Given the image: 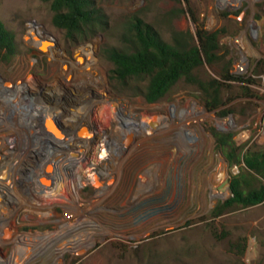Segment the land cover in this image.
<instances>
[{"label": "rangeland", "instance_id": "obj_1", "mask_svg": "<svg viewBox=\"0 0 264 264\" xmlns=\"http://www.w3.org/2000/svg\"><path fill=\"white\" fill-rule=\"evenodd\" d=\"M95 2L106 28L80 41L52 24L48 2L0 0V20L15 41V53L0 59V80L30 87L28 94L40 99L30 104L40 129L32 136L0 122L6 134L0 136V163L5 164L0 182L18 203L9 210L0 196V209L9 211L0 217V264H264V201L213 215L214 207L230 197L229 180L243 164L230 165L210 132L232 133L243 151L264 148V0ZM133 14L165 41L182 32L197 44L198 28L217 32L214 62L203 58L195 76L206 82L227 68L253 82L225 84L222 105L211 111L198 84L183 79L159 101L146 102L143 80H112L111 66L99 51L119 44ZM28 23L52 50L30 43ZM63 84L68 93L61 99L74 117L39 93ZM247 90L252 97L243 95ZM72 139L91 142L92 148L85 155L73 147L69 150L79 155L69 158L68 150L55 144ZM35 148L40 154L34 167L18 171L21 163L12 159L24 160ZM103 149L106 158L99 157ZM58 156L84 173L69 175L71 188L55 172ZM38 183L59 192L32 204L27 193ZM15 216L17 226L7 232ZM243 242L240 254L236 244Z\"/></svg>", "mask_w": 264, "mask_h": 264}, {"label": "trees", "instance_id": "obj_2", "mask_svg": "<svg viewBox=\"0 0 264 264\" xmlns=\"http://www.w3.org/2000/svg\"><path fill=\"white\" fill-rule=\"evenodd\" d=\"M48 2L52 11V24L63 30L68 39L86 41L106 28V21L95 0H41ZM218 33L198 28L197 44H192L186 34L176 32L172 41H165L141 17L133 14L123 25L118 45H104L100 56L110 64L112 80L124 84L131 79L143 80L141 95L148 103L162 99L179 80L195 81L201 91L204 107L214 110L222 105L221 89L230 81L252 83V79L233 76L229 70L219 71V78L199 80L195 70L203 63L213 64L219 49ZM15 53L13 33L0 20V59ZM243 95L252 97L249 90ZM210 132L215 147L230 165H241L240 171L229 180L230 197L213 209L219 215L231 208H244L264 201V148L249 147L245 151L237 146L232 133ZM239 253L245 242L236 244Z\"/></svg>", "mask_w": 264, "mask_h": 264}, {"label": "bare ground", "instance_id": "obj_3", "mask_svg": "<svg viewBox=\"0 0 264 264\" xmlns=\"http://www.w3.org/2000/svg\"><path fill=\"white\" fill-rule=\"evenodd\" d=\"M35 28L36 27L33 24L28 23V34L32 38L30 43L36 42L39 45H41L45 50H52V47L47 40H44L43 38L36 35V33H35L36 29ZM63 87L64 88H62V86L55 85L51 88H45V89L39 90V93L40 92L47 93L46 98H48V100L51 102V104H54L55 106L56 105L57 106H63L64 108H66L67 112L69 113L68 117H74L75 116L74 110L70 109L69 107H67V105L65 103L62 102V99H63L62 96L68 93L67 85L63 84ZM28 92H30V87L15 86V85H12L8 82H2L0 80V122H1V124L7 123L8 125H10L12 130H15V132L21 131L23 129L27 132H30L29 136H32L36 130H40V129H38L39 128V117L34 113V111H32L30 104L32 101H40V99L38 97L30 96L28 94ZM72 121H74V118ZM1 127L2 126H0V136L1 135L5 136L6 134H4ZM56 131L58 133H61V131L59 129ZM92 137L93 136H90V141L93 142V140H96V136L94 137V139ZM56 143L57 144H55V145L68 150V151H64V152H65V155L69 158L71 155H73V156L79 155L75 151L69 150L73 147L74 148L75 147L80 148L82 153L85 155H87L86 153H88L89 150L92 148L90 146L91 142L88 143L87 141H77L76 139L65 140V141L56 140ZM0 150H1V146H0ZM169 151L171 152V150H169ZM39 154H40V148H35V149H32L31 151H29L28 156H27L28 158L26 157V159L21 160V159L15 157L14 159H12L11 163L14 161L20 162L21 166L18 169V171L25 169V172L26 171L28 172V170H30L32 167H34V159L38 158ZM98 154H100V156H99L100 158H102V157L106 158L108 155L106 153V149L99 151ZM92 155H93V152L91 153L90 157ZM64 157L58 156L57 158H55L54 162H55V166L57 168V170L55 172L57 173V175L59 177H61V180H63V182H64V180H67L69 188H71L73 184H72V182H70L68 180L69 175H74L76 178H81L82 176H84V173L82 172L81 168L77 169V171H76V169H72L73 167L70 168V167L65 166V164L63 162L64 160L62 159ZM32 158H33V160H32ZM73 159L77 163L80 162L79 159H76V158H73ZM95 160H98V159H95ZM4 166H5V164L0 163V171L4 168ZM102 174H104V173H102ZM89 177H91V176H89ZM56 178H57V176H56ZM90 179L95 180V178H93V177ZM60 183L64 184V183H62V181H60ZM33 186L34 185H32L31 188H29L28 192H30V193H27V195H28L27 199L32 204H39L43 200H45L47 196H49V195L52 196L53 194H55L54 192H59L58 190H55L56 187H54V186L51 188L50 187L46 188V187L40 186V183H38V185L35 184L34 187ZM0 196L5 198L7 200V202H9V204H10L9 210H11V208L16 209V206L18 205V203L13 198L14 196L11 193V191L8 189V187L6 185H4L2 182H0ZM18 212L19 211H17L16 215L18 214ZM1 216H2V218L8 217L9 211L8 210L5 211L3 209H0V217ZM15 219H16V216L6 227L5 230L7 232H12L14 230V228H16L17 225L15 223Z\"/></svg>", "mask_w": 264, "mask_h": 264}]
</instances>
